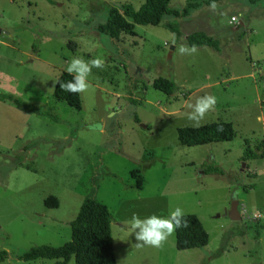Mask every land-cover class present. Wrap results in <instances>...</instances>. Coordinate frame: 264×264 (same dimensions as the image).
<instances>
[{
    "label": "rangeland",
    "instance_id": "obj_1",
    "mask_svg": "<svg viewBox=\"0 0 264 264\" xmlns=\"http://www.w3.org/2000/svg\"><path fill=\"white\" fill-rule=\"evenodd\" d=\"M143 2L0 0V93L50 113L0 100V250L8 255L0 264H53L20 256L69 240L84 197L110 211L117 264H264V157L241 160L247 146L259 154L264 143V0H218L215 10L203 3L158 25L134 24L135 35L118 39L99 31L110 7ZM185 2L168 7L181 11ZM196 31L218 39L220 51L180 54ZM74 56L104 61L79 93L80 109L53 96ZM159 76L174 81L173 94L152 86ZM206 94L217 103L200 125L228 121L235 135L183 145L177 128L193 126L189 105ZM97 123L103 132L90 129ZM51 197L57 205L46 204ZM234 200L239 220L228 215ZM176 207L201 221L208 243L179 250L174 233L162 248L137 247L132 214L166 217Z\"/></svg>",
    "mask_w": 264,
    "mask_h": 264
},
{
    "label": "trees",
    "instance_id": "obj_2",
    "mask_svg": "<svg viewBox=\"0 0 264 264\" xmlns=\"http://www.w3.org/2000/svg\"><path fill=\"white\" fill-rule=\"evenodd\" d=\"M218 1V0H214ZM170 0H144L139 7L131 3H122L120 7L112 6L108 9L106 22L98 25L99 31L108 34L113 39H118L121 33L135 35L134 24L158 25L163 16L173 14L174 16H186L189 11L201 6L203 3L210 4L213 0H186L181 11L168 7ZM177 32L176 28H172ZM188 44L209 46L220 51L218 39L208 36L206 33L196 31L186 36ZM66 71H62L57 78L53 89V96L60 101L76 109L81 108L80 94L62 91L59 83L71 80ZM152 86L171 95L176 90L173 80L166 77H156ZM0 100H9L24 109L30 110L38 115L50 116L47 110H43L33 103L23 101L12 94L0 93ZM55 120V118H54ZM135 120L138 118L135 116ZM222 126V131L217 129ZM235 131L231 122L215 121L200 126H182L177 128V138L183 145L194 146L212 142L232 140ZM261 153L246 147L241 160L264 157V143ZM207 172H221L217 166H209ZM46 204L55 206L57 203L53 197ZM188 227L179 228L175 232V247L179 250L203 247L208 243L209 235L201 221L194 214H185ZM70 239L59 246L39 244L30 247L20 259L32 261L39 258L53 259V264H66L73 257L75 264H117L111 234V214L108 207L91 197H84L80 203L76 216L70 221ZM259 234V231H256ZM8 257L6 250H0V263Z\"/></svg>",
    "mask_w": 264,
    "mask_h": 264
},
{
    "label": "clouds",
    "instance_id": "obj_3",
    "mask_svg": "<svg viewBox=\"0 0 264 264\" xmlns=\"http://www.w3.org/2000/svg\"><path fill=\"white\" fill-rule=\"evenodd\" d=\"M213 10L217 5L214 0L209 5ZM180 54L192 55L196 53V45L188 46L182 44L178 49ZM104 61L101 58H93L85 60L83 57L74 56L68 63L66 72L72 76L71 80L59 83L62 91L68 93H84L90 85L88 83V76L92 72V68L102 69ZM217 99L214 95L206 94L202 97H197L194 104H190L191 111L187 114V119L193 122V126H199L205 115L214 110ZM91 130H99L103 132V126L99 123L90 125ZM222 131V126L217 129ZM134 234L137 247H154L162 248L168 238L172 236L177 229L188 227V221L185 219V213L182 208L176 207L174 210L170 209L168 216H159L151 214L141 218L137 213H133L131 219L126 222Z\"/></svg>",
    "mask_w": 264,
    "mask_h": 264
},
{
    "label": "water",
    "instance_id": "obj_4",
    "mask_svg": "<svg viewBox=\"0 0 264 264\" xmlns=\"http://www.w3.org/2000/svg\"><path fill=\"white\" fill-rule=\"evenodd\" d=\"M237 23H238V25H242L243 24V21L242 20H239ZM173 43H174V39L172 40V43L169 46V55H170L171 51L174 49V44ZM237 205H238V201L237 200L232 201L230 210L228 212V215H229V217L232 220H239V219H241V216H240V213H239V210H238Z\"/></svg>",
    "mask_w": 264,
    "mask_h": 264
},
{
    "label": "built area",
    "instance_id": "obj_5",
    "mask_svg": "<svg viewBox=\"0 0 264 264\" xmlns=\"http://www.w3.org/2000/svg\"><path fill=\"white\" fill-rule=\"evenodd\" d=\"M237 20H238V17L237 16H231V18H230V22H237ZM259 214L258 213H254V217H256V216H258Z\"/></svg>",
    "mask_w": 264,
    "mask_h": 264
},
{
    "label": "crops",
    "instance_id": "obj_6",
    "mask_svg": "<svg viewBox=\"0 0 264 264\" xmlns=\"http://www.w3.org/2000/svg\"><path fill=\"white\" fill-rule=\"evenodd\" d=\"M173 35L175 36L176 34L174 33Z\"/></svg>",
    "mask_w": 264,
    "mask_h": 264
}]
</instances>
